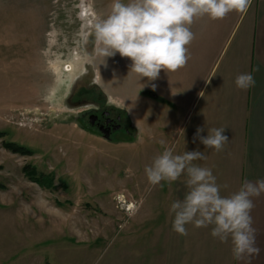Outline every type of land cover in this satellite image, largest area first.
Here are the masks:
<instances>
[{"label": "rangeland", "instance_id": "1", "mask_svg": "<svg viewBox=\"0 0 264 264\" xmlns=\"http://www.w3.org/2000/svg\"><path fill=\"white\" fill-rule=\"evenodd\" d=\"M112 3L0 0V264H90L134 242L156 152L147 78L131 72L129 58L95 50L94 35L86 39ZM90 107L121 113L131 134L106 139L78 117Z\"/></svg>", "mask_w": 264, "mask_h": 264}, {"label": "crops", "instance_id": "2", "mask_svg": "<svg viewBox=\"0 0 264 264\" xmlns=\"http://www.w3.org/2000/svg\"><path fill=\"white\" fill-rule=\"evenodd\" d=\"M191 31L195 38L187 46L188 63L175 72L162 69L157 79L147 78L142 90L147 97V138L155 156L161 141L174 155L203 152L207 159L193 163L210 168L221 195L228 196L245 180L264 179V0H251L245 12H231L222 20L196 18ZM241 73H251L255 85L238 89L235 78ZM134 127L140 134L135 119ZM198 127L204 129L202 136L209 128L226 127L225 150L217 153L199 139L194 142ZM186 179L181 175L171 183L142 187L140 193L148 197L134 212V242L125 243L120 254L100 262L93 258L90 264H264V194L253 198L251 212L260 254L236 261L230 241L214 239L211 227L189 224L187 236L172 230L169 209L188 192Z\"/></svg>", "mask_w": 264, "mask_h": 264}, {"label": "clouds", "instance_id": "3", "mask_svg": "<svg viewBox=\"0 0 264 264\" xmlns=\"http://www.w3.org/2000/svg\"><path fill=\"white\" fill-rule=\"evenodd\" d=\"M250 4L251 0H113L106 17L94 15L86 39L94 35L95 50L104 57L119 53L129 58L131 72L151 81L162 69L175 72L188 63L191 56L187 46L195 38L191 25L196 18L222 20L231 12H245ZM235 85L247 90L255 85V79L251 73H241ZM225 128H209L208 135L202 136L204 129L198 127L193 140L222 152L229 143ZM206 159L198 150L174 155L172 149L165 148L145 167V174L152 186L186 175L188 192L169 209L174 232L187 236L189 224L197 229L211 227L214 239L220 243L230 241L234 260L250 261L260 254L251 212L255 207L253 198L264 194V179L255 183L245 180L237 192L222 196L212 170L193 163Z\"/></svg>", "mask_w": 264, "mask_h": 264}, {"label": "flooded vegetation", "instance_id": "4", "mask_svg": "<svg viewBox=\"0 0 264 264\" xmlns=\"http://www.w3.org/2000/svg\"><path fill=\"white\" fill-rule=\"evenodd\" d=\"M90 110L87 114H83L78 117L87 122L88 126L98 130L101 135L108 136V140H111L113 136L118 132H124L131 134L133 125L131 123L126 124L122 114L115 111L113 108L105 107H90L83 111ZM82 112V111H81Z\"/></svg>", "mask_w": 264, "mask_h": 264}, {"label": "trees", "instance_id": "5", "mask_svg": "<svg viewBox=\"0 0 264 264\" xmlns=\"http://www.w3.org/2000/svg\"><path fill=\"white\" fill-rule=\"evenodd\" d=\"M7 148L11 149L14 152L26 153V149L22 146H17L13 143L6 144ZM31 173H36L34 170H29Z\"/></svg>", "mask_w": 264, "mask_h": 264}, {"label": "water", "instance_id": "6", "mask_svg": "<svg viewBox=\"0 0 264 264\" xmlns=\"http://www.w3.org/2000/svg\"><path fill=\"white\" fill-rule=\"evenodd\" d=\"M90 110L79 112V117H81L83 114H87ZM105 138H108V136H105Z\"/></svg>", "mask_w": 264, "mask_h": 264}, {"label": "bare ground", "instance_id": "7", "mask_svg": "<svg viewBox=\"0 0 264 264\" xmlns=\"http://www.w3.org/2000/svg\"><path fill=\"white\" fill-rule=\"evenodd\" d=\"M131 207H133V205H132V204H131V205H129V209H130Z\"/></svg>", "mask_w": 264, "mask_h": 264}]
</instances>
